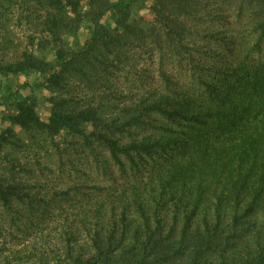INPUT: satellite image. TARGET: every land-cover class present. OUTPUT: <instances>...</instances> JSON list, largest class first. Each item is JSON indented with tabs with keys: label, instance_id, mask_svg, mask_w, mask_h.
I'll use <instances>...</instances> for the list:
<instances>
[{
	"label": "trees",
	"instance_id": "16d2710c",
	"mask_svg": "<svg viewBox=\"0 0 264 264\" xmlns=\"http://www.w3.org/2000/svg\"><path fill=\"white\" fill-rule=\"evenodd\" d=\"M0 264H264V0H0Z\"/></svg>",
	"mask_w": 264,
	"mask_h": 264
},
{
	"label": "rangeland",
	"instance_id": "374dc122",
	"mask_svg": "<svg viewBox=\"0 0 264 264\" xmlns=\"http://www.w3.org/2000/svg\"><path fill=\"white\" fill-rule=\"evenodd\" d=\"M136 14L138 16H143L147 22L148 21H151L152 18H153V13L151 12V10H149L147 8L146 9H140V8H138V10L136 11ZM16 32H17L18 41L20 40L19 43H21V45L17 49H11L10 54H9L10 56L17 55V53L23 51V49L25 47V45H24V38H23V37H25L24 32L21 29H19L18 27L16 28ZM88 32H89L88 27L84 25L82 27L81 36H80V39L82 41L85 40V37H86V35H87ZM72 42H74V41L72 40ZM75 44H77V43H75ZM43 115H45V114H43Z\"/></svg>",
	"mask_w": 264,
	"mask_h": 264
}]
</instances>
